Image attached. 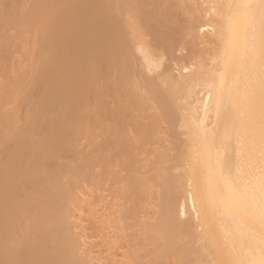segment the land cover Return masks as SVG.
Listing matches in <instances>:
<instances>
[{"label": "bare ground", "instance_id": "6f19581e", "mask_svg": "<svg viewBox=\"0 0 264 264\" xmlns=\"http://www.w3.org/2000/svg\"><path fill=\"white\" fill-rule=\"evenodd\" d=\"M228 2L0 0V264H90L84 213L98 263H119L115 229L125 264L258 248V221L239 204L253 171L243 22L208 6Z\"/></svg>", "mask_w": 264, "mask_h": 264}, {"label": "snow or ice", "instance_id": "6c2138e0", "mask_svg": "<svg viewBox=\"0 0 264 264\" xmlns=\"http://www.w3.org/2000/svg\"><path fill=\"white\" fill-rule=\"evenodd\" d=\"M217 10L229 25L235 17L242 20L243 42L240 59L246 69L245 99L248 104L250 122L252 126V141L249 148V168L252 169L250 178L245 184L239 204L242 211L258 221V248H249L247 258L233 261H216L213 264H264V0H235V2L216 3L208 5ZM227 10L230 15L223 16ZM228 47H232V41H228ZM217 59L213 58L211 64L215 65ZM213 71L211 65L208 69L202 67V71ZM220 89H217L215 97L216 111L219 115L224 107L220 90L223 88V73H220ZM213 100L212 86L209 85V98L206 106ZM226 139H231V131L226 129ZM222 172L227 171L231 179L233 161L230 153L219 161ZM227 179L225 183H227Z\"/></svg>", "mask_w": 264, "mask_h": 264}, {"label": "rangeland", "instance_id": "374dc122", "mask_svg": "<svg viewBox=\"0 0 264 264\" xmlns=\"http://www.w3.org/2000/svg\"><path fill=\"white\" fill-rule=\"evenodd\" d=\"M7 29V28H6ZM9 29V31H6L7 33H9V34H11L12 33V29L11 28H8ZM5 32V33H6ZM12 35V34H11ZM18 63V64H23L22 63V60H16L15 61V63ZM32 90H35V89H32ZM36 92V91H35ZM29 93H30V95H32V96H37L38 95V93H37V95L35 94L34 95V91H31V90H29ZM32 93V94H31ZM22 106V105H21ZM23 106H25V103H23ZM22 108V107H21ZM20 108V109H21ZM23 109V108H22ZM22 109H21V111H22ZM24 109H25V107H24ZM24 109H23V111H24ZM42 131H43V129H41ZM40 130V132L42 133V131ZM38 133V135L40 136V135H42V134H40L39 133V129H38V131H37ZM38 136V137H39ZM40 137H42V136H40ZM84 143V142H83ZM1 156H0V158L3 156L4 157V155H3V152L0 154ZM68 155L69 154H67L66 156H67V158H68ZM1 159H3V158H1ZM29 189V188H28ZM87 193H88V196L90 197V198H92V196H93V191H92V189L91 188H87ZM101 204V211L102 212H108V210L110 211V207L112 206V203L110 202V200L109 199H105V200H103V202L102 203H100ZM103 205V206H102ZM79 221H80V225H81V229L78 231V232H80V237L82 238V246H83V248H85V250L87 251V252H89V253H91L94 257H97V252H98V250L100 249V246H99V242H98V240H99V238L98 237H96V235H95V231L93 230V227H92V225L90 224V220H89V218L87 217V214L86 213H84L83 215H81L80 216V218H79ZM115 234H114V239H115V242H116V245H115V254H114V258L119 262V263H117V264H125L126 262H127V260H126V255L125 254H127V246H126V241H125V239L121 236V234H120V232L117 230V229H115ZM125 255V258L123 257ZM94 257H92L93 259L91 260V263L90 264H110L109 262H101V263H98V261L94 258ZM128 259V258H127Z\"/></svg>", "mask_w": 264, "mask_h": 264}]
</instances>
